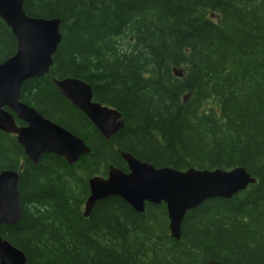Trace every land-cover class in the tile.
<instances>
[{
  "label": "trees",
  "instance_id": "1",
  "mask_svg": "<svg viewBox=\"0 0 264 264\" xmlns=\"http://www.w3.org/2000/svg\"><path fill=\"white\" fill-rule=\"evenodd\" d=\"M23 8L59 17L61 39L49 71L24 79L20 97L90 148L74 165L51 152L34 163L0 130V169L22 166V216L0 223V234L25 264H264V0H23ZM15 48L0 18V61ZM63 76L86 80L124 126L104 137L56 87ZM122 151L156 166L242 165L256 180L187 210L179 238L168 233L163 202L138 212L109 194L84 215L83 173L126 169Z\"/></svg>",
  "mask_w": 264,
  "mask_h": 264
},
{
  "label": "water",
  "instance_id": "2",
  "mask_svg": "<svg viewBox=\"0 0 264 264\" xmlns=\"http://www.w3.org/2000/svg\"><path fill=\"white\" fill-rule=\"evenodd\" d=\"M0 17L11 27L17 40L16 51L0 62V129L15 133L18 143L34 163L47 151L63 155L69 162L76 160L90 150L84 140L60 123L43 116L33 105L17 100L24 79L44 74L53 63L52 54L61 39L60 18L28 15L24 11L23 0H0ZM53 82L104 137L108 138L124 126L121 111L94 99L92 87L86 80L64 76L54 77ZM4 106L15 111L25 124L17 126L12 113ZM121 155L131 171L125 172L121 167L109 165L106 177L90 176V194L85 201L84 213L89 212L97 199L118 191L130 193L125 198L118 192L137 211L143 209L145 199L164 200L170 234L175 238L180 237L181 219L188 209L209 197H229L255 180L242 165L230 169L154 167L129 152L122 151ZM135 166L134 176H127L136 169ZM18 172L13 168L0 170V223H14L22 216ZM143 191L150 192L151 197L145 198L140 194ZM25 263V253L0 234V264ZM204 264L225 263L209 258Z\"/></svg>",
  "mask_w": 264,
  "mask_h": 264
},
{
  "label": "bare ground",
  "instance_id": "3",
  "mask_svg": "<svg viewBox=\"0 0 264 264\" xmlns=\"http://www.w3.org/2000/svg\"><path fill=\"white\" fill-rule=\"evenodd\" d=\"M154 67V64H151V65H149L146 69H150V72H148V73H152L151 71H152V68ZM43 154V153H42ZM67 163L69 164V165H74L75 164V162H73V161H71V162H69V161H67ZM1 169H3V168H1ZM0 169V170H1ZM83 176H85L86 178H88V177H90L91 176V174H87V173H83ZM135 192H139V191H135ZM125 194V196H127V197H129V192H125L124 193ZM183 219V218H182ZM182 219H181V221H182Z\"/></svg>",
  "mask_w": 264,
  "mask_h": 264
},
{
  "label": "flooded vegetation",
  "instance_id": "4",
  "mask_svg": "<svg viewBox=\"0 0 264 264\" xmlns=\"http://www.w3.org/2000/svg\"><path fill=\"white\" fill-rule=\"evenodd\" d=\"M19 100H22V98L20 97ZM22 101H24V100H22ZM8 110L11 111L10 108H8ZM14 116H15V119H16V122H17L18 125H22V124L24 123V122H22L21 120H18V119H17L15 113H14ZM86 153H87V152H86ZM83 154H85V153H82L81 155H83ZM81 155L79 156V158L81 157Z\"/></svg>",
  "mask_w": 264,
  "mask_h": 264
},
{
  "label": "rangeland",
  "instance_id": "5",
  "mask_svg": "<svg viewBox=\"0 0 264 264\" xmlns=\"http://www.w3.org/2000/svg\"><path fill=\"white\" fill-rule=\"evenodd\" d=\"M146 67H148V66H146ZM145 71V70H144ZM145 73V72H144ZM109 105V104H108Z\"/></svg>",
  "mask_w": 264,
  "mask_h": 264
}]
</instances>
